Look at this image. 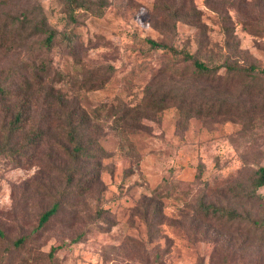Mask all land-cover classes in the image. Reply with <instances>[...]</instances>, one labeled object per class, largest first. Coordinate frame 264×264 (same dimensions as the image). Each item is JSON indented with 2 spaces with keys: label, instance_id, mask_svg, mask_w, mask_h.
I'll use <instances>...</instances> for the list:
<instances>
[{
  "label": "rangeland",
  "instance_id": "rangeland-1",
  "mask_svg": "<svg viewBox=\"0 0 264 264\" xmlns=\"http://www.w3.org/2000/svg\"><path fill=\"white\" fill-rule=\"evenodd\" d=\"M106 1L99 16L78 12L71 24L60 0H33L50 27L73 32L74 45L58 37L47 51L41 36L0 57V84L13 95L0 108V125L13 118L31 82L32 112L16 140L22 145L31 129H45L16 161L0 157V264H264L263 242L247 230L206 224L196 212L201 200L244 207L238 197L264 167V82L238 99L245 85L234 81L229 92L243 114L216 118L186 119L175 106L155 112L144 99L146 87L168 80L178 61L147 39L199 50L210 66L255 65L264 80V0ZM190 1L202 27L157 28L166 17L157 8ZM30 5L13 0L10 8ZM84 113L83 144L102 151L75 163L65 153L64 121L77 123ZM257 193L264 201V187ZM57 203V214L36 231Z\"/></svg>",
  "mask_w": 264,
  "mask_h": 264
},
{
  "label": "trees",
  "instance_id": "trees-1",
  "mask_svg": "<svg viewBox=\"0 0 264 264\" xmlns=\"http://www.w3.org/2000/svg\"><path fill=\"white\" fill-rule=\"evenodd\" d=\"M13 0H0V57L12 55L28 45L33 39L45 36L43 44L47 51H50L55 40L60 37V42L68 47L75 43L76 36L72 31L59 32L50 27L47 17L40 4L32 3L30 7L22 10L11 9L10 4ZM65 8L68 22L76 24L78 22V12H88L89 14L99 16L107 6L106 0H60ZM6 8H10L6 12ZM166 14L163 21L157 24L161 31H174L177 23L183 22L187 25L202 27L201 12L194 5L193 1L189 5H168L163 8H157ZM227 43L234 42L231 30L226 29ZM146 42L152 50L163 51L164 53L178 60L170 66L168 71V80H161L157 85H148L144 91L145 106L155 112H161L169 106H175L177 113L184 118H216L227 115L243 114L239 105L232 101V95L229 90L234 81L244 82V89L238 93L237 98L241 99L250 95L252 90L258 88L264 82L263 76L255 65L246 67L239 63H230L225 61L220 65L210 66L202 61V54L197 50L191 53L186 48H177L174 45L165 42H159L153 39H147ZM236 46V50H237ZM223 72L221 73V71ZM10 71V70H9ZM100 69H95L90 73V77L97 75ZM8 73V72H6ZM263 74V73H262ZM12 74H7V81L11 80ZM188 81L190 85L183 83ZM96 88H101L102 84L95 83ZM201 86V90L195 91V88ZM0 84V108L7 105L13 98L10 87ZM32 84L26 82L23 84L20 103L16 104L17 112L10 121L0 125V157L10 161H16V156L22 154V150L29 147H35L45 135V129L33 128L26 135L24 144L16 140L17 136L25 133L28 127V121L32 112ZM194 90V91H193ZM54 98L58 105L59 100ZM60 99V96H59ZM60 102L62 100L60 99ZM64 130L68 138L70 147L66 154L75 163L89 161L92 158H98L100 148L96 153L94 150L86 149L82 141L83 130L89 124L87 115L81 114L80 121L77 123L65 119ZM84 146V147H83ZM85 148V149H83ZM78 172V171H77ZM72 175L76 173L71 171ZM72 182V178H69ZM264 187V167H260L252 178L251 187L242 190L238 200L244 207H229L218 205L214 202L201 200L197 209V214L206 224H215L228 230L233 229L247 230L249 236H254L255 240L264 243V201L258 196L257 190ZM240 205V206H241ZM249 205V209L247 206ZM257 206L258 214H253L252 210ZM59 204L53 205L44 212L39 220L36 231L46 225L50 218L57 214ZM26 237L16 241V245H21Z\"/></svg>",
  "mask_w": 264,
  "mask_h": 264
}]
</instances>
